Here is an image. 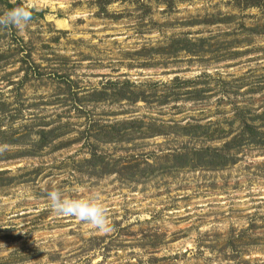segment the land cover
Returning a JSON list of instances; mask_svg holds the SVG:
<instances>
[{
  "label": "rangeland",
  "instance_id": "rangeland-1",
  "mask_svg": "<svg viewBox=\"0 0 264 264\" xmlns=\"http://www.w3.org/2000/svg\"><path fill=\"white\" fill-rule=\"evenodd\" d=\"M17 4L32 17L0 25V264H264V144L244 124L264 129V6L0 0V16ZM51 190L98 198L111 230L54 213Z\"/></svg>",
  "mask_w": 264,
  "mask_h": 264
},
{
  "label": "clouds",
  "instance_id": "clouds-1",
  "mask_svg": "<svg viewBox=\"0 0 264 264\" xmlns=\"http://www.w3.org/2000/svg\"><path fill=\"white\" fill-rule=\"evenodd\" d=\"M32 12L29 8L14 7L0 16V25H11L23 29L31 20ZM50 209L63 216H70L78 221L92 225L100 232L110 231L105 210L98 202V198L77 199L65 196L59 190L47 192Z\"/></svg>",
  "mask_w": 264,
  "mask_h": 264
},
{
  "label": "trees",
  "instance_id": "trees-1",
  "mask_svg": "<svg viewBox=\"0 0 264 264\" xmlns=\"http://www.w3.org/2000/svg\"><path fill=\"white\" fill-rule=\"evenodd\" d=\"M236 3L237 5L239 6H244V7H251V6H264V0H236ZM124 89V86L123 88H120L119 91H117V97L116 98H127V99H130L132 101H137L138 100V96H135V97H130L129 95H122L124 94V91H122ZM120 92V93H119ZM114 95H116L115 93H113ZM93 96L95 97H98L100 98V100H106L107 99V93L105 91H101L99 93L95 92L93 94ZM129 96V97H127ZM259 118V117H258ZM245 126H246V130L248 133L247 135V138L249 139H261V141H259L261 144H264V129H259V127H257L256 125H253V124H250L248 122H245L244 123ZM181 128V131L184 135H191V134H204L206 131H202L200 133V131H198V129H202L203 128V125L201 124H187L185 126H182L180 127ZM245 129V128H244ZM245 131L243 132L245 134ZM45 131H41V138L40 139V144H39V147L41 146H46L47 144H49V142L51 141H54L56 140L55 138H58L59 135H56L55 134V130H50L49 132H46L45 134ZM242 133V134H243ZM46 135L50 136V135H53V137H51V139H46L45 137H47ZM20 139H11V140H8L7 142H10V144H14V143H18ZM202 153H205L207 151H210V149H202L200 150ZM196 153V152H195ZM202 153H199L200 156H202L203 154ZM32 153H30V151H24L22 153H20V156H26V155H31ZM179 158H182L181 156H179ZM206 158V157H205ZM204 159V158H203ZM98 160H100V158L97 157V155L95 153L92 154L91 158L90 159H87L86 160V163L90 166V167H96L98 165ZM4 174V171H1L0 172V176ZM4 177H0V185H3V184H8L7 182L4 181L3 179ZM11 180V179H10ZM9 181V179H8Z\"/></svg>",
  "mask_w": 264,
  "mask_h": 264
},
{
  "label": "water",
  "instance_id": "water-1",
  "mask_svg": "<svg viewBox=\"0 0 264 264\" xmlns=\"http://www.w3.org/2000/svg\"><path fill=\"white\" fill-rule=\"evenodd\" d=\"M16 7H20V4H17V6Z\"/></svg>",
  "mask_w": 264,
  "mask_h": 264
}]
</instances>
